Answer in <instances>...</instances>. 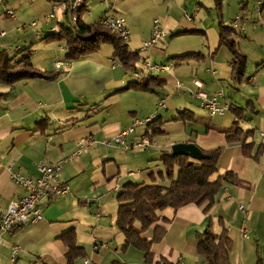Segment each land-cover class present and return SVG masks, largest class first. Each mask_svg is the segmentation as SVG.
<instances>
[{"label":"crops","instance_id":"obj_1","mask_svg":"<svg viewBox=\"0 0 264 264\" xmlns=\"http://www.w3.org/2000/svg\"><path fill=\"white\" fill-rule=\"evenodd\" d=\"M97 1L103 7L98 12L95 2L86 0L85 24L98 23L105 13L124 18L130 32L129 52H137L138 60L148 55L152 63L167 64L170 70L154 77L151 91L127 88L133 80L112 58L109 45L75 61L58 58L59 52H67L66 47L57 50L50 43L55 40H43L53 27V21L46 20L53 2L5 0L14 17L0 8V34L5 33L0 37V51L12 57L28 49L35 69L61 74L52 81L27 79L0 85V216L10 201L26 192L11 180L10 171L36 178L39 163L71 160L63 163L59 173L69 193L43 198L40 221L26 223L12 236L2 235L0 264H82L84 259L92 264H206L197 253L196 235L219 234L223 229L232 241L230 263L255 264L264 252V148L260 138V132L264 133V0H260L259 14L254 0H221L220 13L214 0ZM185 14L193 19L187 20ZM238 15L246 22H241L242 31L234 29L233 39L249 66L240 83L232 79V55L226 47L217 48L219 25L233 28ZM154 20L159 21L165 38L148 52H139L141 43L151 36ZM31 23L35 26L20 28ZM186 55L193 57L179 59ZM55 63L60 67L55 68ZM194 81L209 96L221 91L223 102L232 110L210 116L200 109L192 97ZM162 97H167L165 109L157 106ZM247 105L244 118L233 113V108L244 110ZM152 117L156 121L151 127L138 126L130 137H147L151 142L147 149L126 152L113 143L105 144L136 120ZM235 122L240 134L229 143L226 137L233 133ZM153 128L161 132L162 140L157 143L149 133ZM177 143H192L204 152L220 149L213 178L230 172L235 180L222 183L207 211L204 206L188 204L162 212L166 222L158 221L142 234L152 239L155 227L163 230L151 246L153 261L147 263L143 252L133 247L122 250L124 236L115 227L117 202L108 200V192L120 191L128 182L161 183L157 175L164 170L160 157L171 153ZM114 182L119 190L112 185L108 188ZM108 204L111 210L105 218ZM240 204L248 209L246 217ZM242 226L246 237L241 234ZM94 240L98 242L95 251ZM11 245L20 249L14 261ZM71 246L75 254L77 250L81 254L72 260L68 255Z\"/></svg>","mask_w":264,"mask_h":264},{"label":"trees","instance_id":"obj_2","mask_svg":"<svg viewBox=\"0 0 264 264\" xmlns=\"http://www.w3.org/2000/svg\"><path fill=\"white\" fill-rule=\"evenodd\" d=\"M49 2H58L60 0H47ZM214 4L220 13L221 0H214ZM84 6L78 14L76 25L71 28L60 25L57 33L49 34L43 40L64 41L67 52L66 61H75L100 49L102 45L112 47V58L128 71L133 70L138 63V58L129 52L125 44L118 36L102 27L98 23L87 25L82 21ZM235 31L229 26L219 25V35L217 48L226 47L232 55V79L240 83L245 75L247 58L242 54L234 39ZM17 56H20L17 60ZM193 55L182 56L181 61L192 58ZM61 72H42L35 69L30 62V51L28 49L19 50L12 57L4 50L0 51V85L12 86L21 80L43 79L52 81L60 76ZM153 78L142 83H130L127 88L141 91H151V84L156 81ZM243 109L233 108L238 118H244ZM231 107L229 111H231ZM183 118L184 112L179 113ZM151 121L147 127H151L155 122ZM154 129V128H153ZM150 135H160L161 132L156 128L150 131ZM240 134V128L237 123L234 124L233 133L228 135L227 142H234ZM208 158L202 161H195L185 156H174L171 153L162 154L160 160L164 170L158 172V178L162 182L164 179L169 181L168 185L156 183L153 185L125 183L122 185L119 193L116 195L117 211L115 227L124 236L122 250L133 247L144 254L145 262L151 263L153 255L151 246L162 236L163 230L155 227L152 239L143 238L148 229L156 222L166 219L161 213L166 209L174 211L185 205L193 204L204 206L207 211L214 203L221 185L225 181L235 180L234 175L226 172L223 175L216 174L217 160L220 149L204 152ZM177 168L176 173L174 169ZM196 246L198 255L202 256L206 264H231L229 252L232 248V241L225 229L219 234L206 231L196 235ZM75 254L74 247H70L68 253L70 260L80 256V251ZM160 264V263H157ZM165 264V263H163ZM255 264H264V252L257 258Z\"/></svg>","mask_w":264,"mask_h":264},{"label":"built area","instance_id":"obj_3","mask_svg":"<svg viewBox=\"0 0 264 264\" xmlns=\"http://www.w3.org/2000/svg\"><path fill=\"white\" fill-rule=\"evenodd\" d=\"M86 0H60L52 3L51 11L46 15V20L56 21L60 25V19L63 20L64 16L68 19L71 26L76 25L78 21V14L84 6ZM257 13L260 12L261 1L254 0ZM5 0H0V8H4L3 14L8 17H14L12 9L5 6ZM187 20H192V16L184 15ZM244 20L241 15H238L233 21V29H239L242 31L241 22ZM246 22V20H244ZM99 25L106 28L116 36H118L125 44H128L130 39V32L127 27V23L124 18L115 16L113 14L105 13L98 22ZM35 23L30 25H21L20 28L34 27ZM57 28L51 27L48 29V34L56 33ZM5 33H1L0 37H3ZM39 37V34L37 33ZM165 38V33L161 30L158 20L152 22L151 36L148 40L143 41L139 48V52H148L149 50L157 47V45ZM133 55H137V52H132ZM60 63H55V68H59ZM170 70V66L167 64H154L151 62L148 55L141 56L138 60L137 66L129 71V75L134 83H142L144 81L152 80L154 77L167 73ZM196 87L192 97L197 99L200 104V108L204 109L210 116H222L230 109L228 103L223 102L224 96L221 91L214 92L212 95H207L199 81L193 82ZM177 88L181 87V84L176 83ZM167 97H162L158 102L159 109H165ZM154 117L145 120H136L134 124L127 129L119 132L112 141H107L105 144L111 145L112 143L122 149L123 151H131L136 149H147L151 142L147 137H141L139 140L130 139L134 134L135 128L138 126H144L153 121ZM261 146L264 148V133L260 132ZM81 150L78 151L80 153ZM67 160L55 162L52 164L39 163L37 166L38 177L27 178L20 175L18 172L10 171L11 180L18 186L25 189V194L17 200L10 201L6 212L0 216V244L3 242L2 235L12 236L14 232L26 223H36L42 219V207L41 200L46 197L61 198L69 193V187L61 183L59 180V173L62 169V165ZM118 184L114 186L115 190H119ZM239 210L244 217L248 214V209L240 204ZM243 237H246V228L244 226L240 229ZM98 248V242L94 240L92 250L95 251ZM19 247L17 245L10 246V259L14 261ZM33 264H39L37 262ZM82 264H92L88 259H84ZM180 264V263H176Z\"/></svg>","mask_w":264,"mask_h":264},{"label":"rangeland","instance_id":"obj_4","mask_svg":"<svg viewBox=\"0 0 264 264\" xmlns=\"http://www.w3.org/2000/svg\"><path fill=\"white\" fill-rule=\"evenodd\" d=\"M94 2H95V4L97 5L96 7H97V12L101 9V8H103L102 6H101V4L97 1V0H93ZM84 15V14H83ZM83 15H82V21L84 22V19H83ZM87 22H89L90 21V19L89 18H87L86 17V19H85ZM262 23L264 24V13H263V15H262ZM44 23V22H43ZM63 23H64V26L65 27H68V28H71L72 26L70 25V23H69V21H68V19L64 16V18H63ZM26 24H29V23H26ZM42 25V21H39L38 22V29L40 28V26ZM51 25H53L54 27H56L57 28V30H56V32H58L59 30H60V25L59 24H57V22L56 21H53L52 22V24ZM259 29H261V28H259ZM51 43V46H52V48H57V50H58V48H60V47H62L63 48V51H64V48L66 47V44H65V42L62 40V41H52V42H50ZM106 48H108V49H110L111 47H109V46H106ZM65 54H66V52L64 53V52H59L58 53V58L59 59H64V56H65ZM248 65L246 66V70H245V73L247 74V69H248ZM245 76V75H244ZM247 76V75H246ZM130 81H132V80H130ZM167 106V105H166ZM198 106H200V104H198ZM201 109V108H200ZM202 112H205L204 110H201ZM138 132H140V131H138ZM159 136H161V135H155L154 137H153V139H152V141L153 142H159L160 140H162V138H159ZM153 165L154 166H156V167H159V163L158 162H155V163H153ZM157 170H161V168L159 167ZM130 180H133V181H136V179H130ZM117 182H114V185H113V183L112 184H109V186H108V188L109 189H111L112 188V186L114 187L115 186V184H116ZM161 184L162 185H168L169 184V181L167 180V179H164L162 182H161ZM112 185V186H111ZM118 192L119 191H111V190H109V192L108 193H110L109 195H110V198H108V200H110L111 201V199H113V201H112V203H115L116 201H115V198H116V195L118 194ZM108 210L104 213L105 214V218H109L108 216H109V214H110V210H111V207L109 206V204H108ZM113 208H115V206L113 207ZM112 208V209H113ZM113 212H114V210H113ZM115 212H116V208H115Z\"/></svg>","mask_w":264,"mask_h":264},{"label":"water","instance_id":"obj_5","mask_svg":"<svg viewBox=\"0 0 264 264\" xmlns=\"http://www.w3.org/2000/svg\"><path fill=\"white\" fill-rule=\"evenodd\" d=\"M171 154L174 156H185L195 161L208 158L196 145L192 143H177L171 146Z\"/></svg>","mask_w":264,"mask_h":264}]
</instances>
